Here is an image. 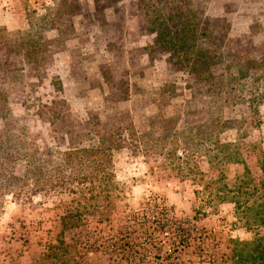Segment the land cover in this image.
<instances>
[{
	"label": "rangeland",
	"instance_id": "obj_1",
	"mask_svg": "<svg viewBox=\"0 0 264 264\" xmlns=\"http://www.w3.org/2000/svg\"><path fill=\"white\" fill-rule=\"evenodd\" d=\"M185 22L201 33L195 53L213 58L207 69L179 66L181 53L166 46ZM28 33L39 42L32 61L7 56L9 41ZM111 132L128 136L111 165L101 164L119 185L118 211L153 209L130 221L120 213L118 224L153 250L151 263L229 264L228 240L247 241L251 232L233 205L208 204L204 185L219 173L205 148L217 138L253 177L261 174L264 0H0V144L14 133L26 156L49 169L61 153L92 148ZM187 149L195 177L165 163L167 150L183 158ZM25 162H11L8 173L21 177ZM218 167L229 185L244 172L240 163ZM68 201L40 194L23 204L0 191V264H32L58 233L57 206ZM84 229L105 230L95 218Z\"/></svg>",
	"mask_w": 264,
	"mask_h": 264
},
{
	"label": "trees",
	"instance_id": "obj_2",
	"mask_svg": "<svg viewBox=\"0 0 264 264\" xmlns=\"http://www.w3.org/2000/svg\"><path fill=\"white\" fill-rule=\"evenodd\" d=\"M178 32V36L173 41H166V46L175 54L181 53V56L176 58L177 64L180 66L185 63L190 69L202 64L207 69L213 63L209 52H205L202 56L203 51L199 50L195 53L193 50L196 37L201 33L198 34L188 22L183 23ZM14 41L17 43L16 46ZM9 44L11 48H7V56L16 54L29 62L32 61L33 54L40 51L37 38L30 42L29 33L20 35L19 40L9 41ZM248 64L247 62L243 68L244 72L247 68L251 69ZM201 75L198 73L195 79L200 82H203L201 79L209 81L212 79L210 74L203 75V78ZM124 134L125 132L105 133L92 148L90 146L85 149L67 150L61 153V162L49 169L44 168L41 162L39 165L26 156L14 133L5 135L4 142L0 144L2 193L10 192L23 204L29 203L33 196L40 194L44 197L64 194L70 197V201L57 206L58 233L44 246L42 254L32 264H153L150 259L157 258L153 256V250L140 248L134 234L130 232L132 228L126 224H118V220L121 219L120 213H124L123 218H128L130 221L138 214H151L152 206L146 203L141 210L118 211L117 201L121 193L119 185L112 170L104 171L101 166L102 162L111 165L112 151L124 147L128 137ZM201 135L204 137V132ZM199 141L204 140L203 138L197 140L196 145L201 143ZM213 147L214 149L205 148V152L207 156L212 154L209 156V163L217 167L219 175L215 179L207 180L204 185V188L210 192L209 196H213V200L208 204L213 208L223 204L233 205L236 218L251 232V238L247 241L228 240L229 264H264V234H261L264 228V159L258 163L261 174L253 177L241 156L237 152H228L230 145L222 144L214 138ZM187 151L181 158L176 155L175 150H167L165 163L167 162V167L170 166L180 173L189 169V175L195 177L199 172L191 170L190 167L197 166H191L193 155L189 149ZM21 157L26 161L22 176L9 174L7 168L11 166V162L19 161ZM231 163L243 164L244 172L229 185L226 183L225 173L221 168L218 169V166ZM89 218H95L105 230H101V234L86 232L84 227L88 224ZM110 225L117 226V229L112 227L111 234H108L106 227Z\"/></svg>",
	"mask_w": 264,
	"mask_h": 264
}]
</instances>
